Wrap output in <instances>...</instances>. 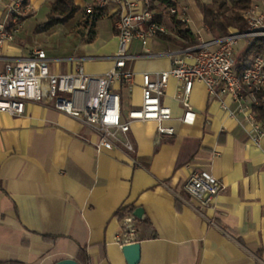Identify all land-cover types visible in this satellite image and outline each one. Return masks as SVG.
I'll return each instance as SVG.
<instances>
[{"label": "crops", "instance_id": "obj_1", "mask_svg": "<svg viewBox=\"0 0 264 264\" xmlns=\"http://www.w3.org/2000/svg\"><path fill=\"white\" fill-rule=\"evenodd\" d=\"M51 1L30 2L21 30L0 48V73L4 58L27 57L42 49L52 61L51 73L73 72L76 62L69 58L92 57L81 62L84 72L104 75L119 45L111 19L115 15L118 20L115 9H106L92 39L82 29L73 49L56 55L49 46L54 29L24 31L25 22ZM172 1L179 13L184 12L197 41L217 40L206 32L195 2L190 11ZM253 5L264 11V0ZM5 12L0 2V23ZM161 23L175 34L166 10ZM147 50L157 56L126 63L134 73L133 85H115L127 112L141 104L142 74L153 78L168 71L167 53L181 49L156 36ZM144 51L138 41L128 49L132 55ZM181 98L180 82L170 77L161 102L171 110L172 120L166 125L174 129L172 135H158L154 122L131 125L134 162L120 150L96 153L94 134L41 103H27L20 116L0 112V264H55L66 259L78 263L81 248L89 264H126L114 243L121 226L115 213L124 207L143 210L136 221L137 264H264V137L251 141L239 123L242 115L228 116L227 109L236 111L237 104L224 96L227 109L222 108L201 82L193 84L188 98L196 113L192 125L178 120L183 114ZM127 112L122 110L123 117ZM199 170L224 187L206 208L182 188L191 172Z\"/></svg>", "mask_w": 264, "mask_h": 264}, {"label": "built area", "instance_id": "obj_2", "mask_svg": "<svg viewBox=\"0 0 264 264\" xmlns=\"http://www.w3.org/2000/svg\"><path fill=\"white\" fill-rule=\"evenodd\" d=\"M7 11L9 22L0 23V48L12 42L22 28L19 16H24L29 5L22 7V0H0ZM113 7L118 14L115 23L118 50L111 57L113 66L104 75L89 76L84 72L82 61L92 57H75L73 72L54 74L49 70L52 62L42 49H34L27 57L4 58L3 72L0 73V112L20 116L29 102L41 103L47 107L78 120L92 134L96 153L120 150L133 161L134 144L130 138V128L135 122H154L158 135H172L174 129L166 124L172 120L171 110L162 102V96L170 77L181 84L183 114L178 120L192 125L196 113L188 98L193 84H205L212 101L227 109L222 101L229 96L237 104V110H228V116L236 119L245 129L248 138L258 143L264 137V123L256 118L252 109L256 102L255 92L264 84V54L254 58L251 66L240 76L234 71V48L239 40L264 37V11L252 6L243 14L248 28L245 32L235 30L217 40L198 39L195 46L167 53L171 57V68L157 72L152 78L142 74L141 104L122 115V103L115 85L131 87L134 83L133 71L126 69L128 61L138 58L156 57L147 50L151 39L159 35H169L167 28L156 20V12L150 7V0H96L98 11ZM86 14H93L94 7L87 4ZM169 16L176 15L185 26L188 23L184 12L177 8L166 10ZM138 41L145 48L142 55L128 53L130 44ZM216 47V48H213ZM61 61V60H58ZM264 107V98L262 100ZM134 162V161H133ZM183 191L190 198L206 208L213 204L224 187L207 171H193L183 184ZM136 217L133 213L121 219L119 232L114 243L122 248L137 243Z\"/></svg>", "mask_w": 264, "mask_h": 264}, {"label": "trees", "instance_id": "obj_3", "mask_svg": "<svg viewBox=\"0 0 264 264\" xmlns=\"http://www.w3.org/2000/svg\"><path fill=\"white\" fill-rule=\"evenodd\" d=\"M31 1L22 0V7L29 5ZM88 3L94 7V12L90 15L86 14L85 9L76 4L75 0H52L49 4L46 20L44 23L36 26V32H48L59 24L70 25L78 14H80L77 25L86 31L87 36L92 39L95 34L96 23L106 16V10L98 11L96 8V0H89ZM195 3L202 16V23L206 32L215 39H221L227 36L232 30L242 33L248 28L243 14L251 9L253 0H209V2L195 0ZM150 7L156 12V20L161 22L163 11L171 7L176 8V3L172 0H150ZM170 17L175 28V34L159 35V37L172 48L184 49L197 45L198 41L194 33L178 20L176 15H171ZM25 18V16L18 17L21 22ZM111 19L114 24L117 17L114 15ZM262 54H264V37L249 40L243 50L235 52L234 54L233 61L236 74L240 76L251 66L254 58ZM263 98L264 84L255 92L256 102L252 106L256 118L264 123ZM134 210V208L124 207L119 209L115 215L121 220L127 214L133 213ZM77 261L79 264H89V258L85 248L79 250ZM10 264L18 263L11 262Z\"/></svg>", "mask_w": 264, "mask_h": 264}, {"label": "rangeland", "instance_id": "obj_4", "mask_svg": "<svg viewBox=\"0 0 264 264\" xmlns=\"http://www.w3.org/2000/svg\"><path fill=\"white\" fill-rule=\"evenodd\" d=\"M79 3H82V8L85 9L86 5L89 4V0H77ZM257 0H253V2H256ZM178 2L181 5L187 6L188 9L194 10V2L195 0H178ZM49 11V6L47 5L45 10H43L41 13L37 14L35 17L29 18L25 24H24V31L27 30L29 32H32L33 29L41 22H44L46 20V14ZM191 13V12H190ZM7 14V11L4 14V18L2 20V22L4 21L5 23H8L10 20L9 18H5ZM27 16V15H26ZM80 14H78V16L76 17V19L70 23V25H62L59 24L57 26H55L53 29L55 31V35L54 37L51 39V46H52V51L53 54H60L61 52H68L70 50L73 49V45L77 44V42H79V38H76L81 32H82V28L77 25V20L79 19ZM104 23L108 24V21H103ZM101 22V23H103ZM46 33V32H45ZM67 34H71L73 36V38H65V36ZM247 45V41L246 40H239L238 44L235 46L234 48V54L235 52L241 51L243 50ZM123 113L127 112V106L125 105V103H123V107H122Z\"/></svg>", "mask_w": 264, "mask_h": 264}, {"label": "water", "instance_id": "obj_5", "mask_svg": "<svg viewBox=\"0 0 264 264\" xmlns=\"http://www.w3.org/2000/svg\"><path fill=\"white\" fill-rule=\"evenodd\" d=\"M136 219H142V208H136L133 212ZM126 264H137L140 258V244L139 242L130 245H125L121 248ZM55 264H78L75 260L66 259L56 262Z\"/></svg>", "mask_w": 264, "mask_h": 264}]
</instances>
